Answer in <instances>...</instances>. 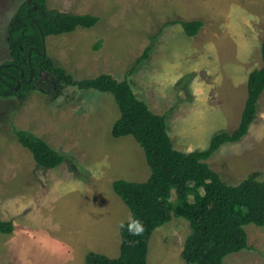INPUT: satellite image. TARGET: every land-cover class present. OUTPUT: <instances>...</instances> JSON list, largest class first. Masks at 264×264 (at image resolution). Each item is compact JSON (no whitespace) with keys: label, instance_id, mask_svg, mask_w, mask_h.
Wrapping results in <instances>:
<instances>
[{"label":"rangeland","instance_id":"1","mask_svg":"<svg viewBox=\"0 0 264 264\" xmlns=\"http://www.w3.org/2000/svg\"><path fill=\"white\" fill-rule=\"evenodd\" d=\"M25 1L0 0V66L10 60L7 31ZM44 1L49 10L99 19L92 29L46 38L49 59L78 82L103 74L127 80L138 100L166 118L175 150L204 151L215 135L239 125L248 76L262 66L264 0ZM174 20H199L204 27L196 37H187L180 25L159 32ZM150 45L148 59L137 65ZM46 91H33L22 102L0 98V221L16 227L9 235L0 234V264H37L34 258L47 264L56 245L51 234L70 231L81 233L78 239H86L87 251L117 258L119 228L130 212L112 183L146 182L150 169L144 152L130 136H111L119 118L111 95L66 87L52 99ZM261 96L248 134L223 145L206 162L228 185L237 186L249 175L264 180V92ZM11 125L74 160L81 177L68 164L53 170L36 167ZM25 201L32 202L34 213L15 217L16 205ZM190 232L189 223L176 217L157 228L147 264H185L180 255ZM245 232L249 248L226 256L223 264H264V227L248 225Z\"/></svg>","mask_w":264,"mask_h":264},{"label":"trees","instance_id":"2","mask_svg":"<svg viewBox=\"0 0 264 264\" xmlns=\"http://www.w3.org/2000/svg\"><path fill=\"white\" fill-rule=\"evenodd\" d=\"M33 1L36 4L34 11L28 14L32 5L23 2L9 24L6 44L10 60L0 69V98H15L22 102L29 93L46 89V95L53 99L66 87L109 94L119 111L111 136L115 139L132 137L143 150L150 169V177L144 183L124 180L112 183L114 194L128 208L130 217L142 222V234L131 235L127 227L129 221L123 223L124 227L119 228V256L112 259L89 252L85 264H147L153 232L173 217L185 219L191 229L180 255L185 264H223L226 256L247 250L245 227H264V180L249 175L237 186H231L223 182L206 162L223 145L241 141L256 119L258 102L264 92V42L260 48L262 66L248 76L247 97L237 128L215 135L204 151L183 154L173 148L166 118L153 114L138 100L127 80L118 82L103 74L78 82L47 55H41L46 38L70 34L77 29H92L99 19L92 15L49 10L44 0ZM174 25H180L187 37H196L204 27L199 20H174L162 25L159 32ZM31 48L38 53L31 51L28 56ZM152 49V45L148 46L136 64L148 59ZM134 69L128 74L132 75ZM30 71L32 81L21 82V72L23 80L28 81ZM18 80L20 86L14 90ZM11 132L19 145L31 154L36 167L53 170L68 164L70 171H76L81 177L83 171L78 172L76 162L54 150L41 137L13 125ZM172 192L174 200H171ZM13 230L12 221H0V234L9 235Z\"/></svg>","mask_w":264,"mask_h":264},{"label":"crops","instance_id":"3","mask_svg":"<svg viewBox=\"0 0 264 264\" xmlns=\"http://www.w3.org/2000/svg\"><path fill=\"white\" fill-rule=\"evenodd\" d=\"M259 102H260V100H259ZM12 171L14 172V170H12ZM25 181H26L27 186H31L28 184V178H26ZM17 189H19V188H17ZM22 191H27V190L22 188ZM29 192H31V191H29ZM45 194H49V193L47 192ZM34 207L35 206H32L31 201L21 202L18 205H16L14 216L16 214H19V213H24V214L28 213L29 215H31L32 213H34ZM39 209H40L39 210L40 213H42L43 212V206H40ZM25 210H27V211L25 212ZM120 214L121 213L118 212L117 215L120 216ZM11 219H14V218L12 217ZM13 227H14L13 232H15L16 227L14 225H13ZM21 234H23V233L19 232L17 234V236L21 235ZM64 234H72L74 237L73 238H67V236ZM64 234H62V235H55L54 233L51 234L53 237H50L49 239H51V242L56 243V245L53 246L51 253L47 254V257L49 259V262L47 264H52L53 261L55 260V258L57 260L56 264H83V263L85 264V256L87 255V253H89V251H87L88 250V246H87L88 242L86 243V239L80 241L78 239V237L81 233H79V232H71L70 231V232H64ZM83 243H85V244H83ZM119 251H120V248H119ZM34 260H36L35 262L37 264H41L40 259L34 258ZM31 261H33V260H31ZM27 264H33V263L29 262Z\"/></svg>","mask_w":264,"mask_h":264},{"label":"clouds","instance_id":"4","mask_svg":"<svg viewBox=\"0 0 264 264\" xmlns=\"http://www.w3.org/2000/svg\"><path fill=\"white\" fill-rule=\"evenodd\" d=\"M121 227L123 228L124 224H121ZM127 227H128L129 233L133 236H138L142 234L143 232L142 222L135 217L129 218V224L127 225Z\"/></svg>","mask_w":264,"mask_h":264},{"label":"water","instance_id":"5","mask_svg":"<svg viewBox=\"0 0 264 264\" xmlns=\"http://www.w3.org/2000/svg\"><path fill=\"white\" fill-rule=\"evenodd\" d=\"M27 4H28V5H32V6H31L32 8L28 10V14H29L31 11H34V10H35V8H36V4H35V2H34L33 0H28V1H27ZM31 51H35L36 53H38V51H37L36 49L31 48V49H29V51H28V56L30 55ZM41 55H42V56H45V55H46V54H45V49H44V47H43V52H42ZM1 67H2V65L0 66V69H1ZM32 76H33V75H32V71H30V77H29V80L26 81L25 83H30V82L32 81ZM20 78H21V81L24 82V80H23V72H21ZM16 83H17V86H16L15 88H13L14 90H17V89L19 88V86H20V82H19V81H17Z\"/></svg>","mask_w":264,"mask_h":264},{"label":"flooded vegetation","instance_id":"6","mask_svg":"<svg viewBox=\"0 0 264 264\" xmlns=\"http://www.w3.org/2000/svg\"><path fill=\"white\" fill-rule=\"evenodd\" d=\"M21 79V78H20ZM19 81V80H18ZM20 82V81H19ZM22 82V81H21ZM24 82H26V81H24Z\"/></svg>","mask_w":264,"mask_h":264}]
</instances>
